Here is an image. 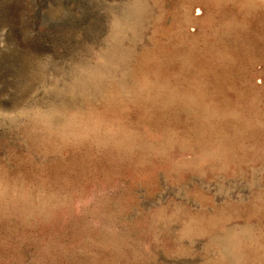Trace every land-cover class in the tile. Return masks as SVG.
<instances>
[{"label": "rangeland", "instance_id": "374dc122", "mask_svg": "<svg viewBox=\"0 0 264 264\" xmlns=\"http://www.w3.org/2000/svg\"><path fill=\"white\" fill-rule=\"evenodd\" d=\"M263 12L0 0V264H264Z\"/></svg>", "mask_w": 264, "mask_h": 264}, {"label": "bare ground", "instance_id": "6f19581e", "mask_svg": "<svg viewBox=\"0 0 264 264\" xmlns=\"http://www.w3.org/2000/svg\"><path fill=\"white\" fill-rule=\"evenodd\" d=\"M239 2H240V1H239ZM256 2H257V1H256ZM256 2H255V3H256ZM255 3H254V4H255ZM237 6H238V4H237ZM232 8H233V7H232ZM238 8L240 9V7H238ZM260 11H261V10H260ZM231 12H232V11H231ZM238 12H239V11H238ZM233 13H234V12H233ZM263 13H264V12H263ZM238 15H239V14H238ZM231 16H232V15H231ZM229 18H230V17H229ZM186 19H187V18H186ZM245 21H246V20H245ZM235 24H236V23H235ZM220 25H221V24H220ZM232 25H233V24H232ZM235 27H236V26H235ZM229 28H230V27H229ZM245 28H246V27H245ZM209 30H210V29H209ZM255 30H256V28H255ZM262 31H263V30H262ZM236 32H237V31H236ZM174 33H175V32H174ZM237 33H239V32H237ZM243 33H244V32H243ZM255 33H256V32H255ZM169 34H170V33H169ZM239 34H240V33H239ZM258 34H259V33H258ZM240 37H241V36H240ZM247 38H248V37H247ZM213 39H214V38H213ZM233 39H234V38H233ZM234 40H235V39H234ZM242 40H243V39H242ZM250 42H251V41H250ZM240 43H241V42H240ZM240 43H239V44H240ZM244 43H245V42H244ZM236 44H237V43H236ZM248 45H249V44H248ZM263 46H264V45H263ZM251 47H252V46H251ZM259 47H260V46H259ZM217 48H218V47H217ZM252 48H253V47H252ZM256 48H258V47H256ZM240 49H241V48H240ZM242 49H243V48H242ZM244 49H245V48H244ZM244 49H243V50H244ZM249 49H250V48H249ZM262 49H263V48H262ZM247 51H248V50H247ZM246 54H247V53H246ZM227 55H228V54H227ZM255 55H256V54H255ZM249 56H250V55H249ZM245 59H246V58H245ZM232 65H233V64H232ZM193 74H194V73H193ZM190 76H191V75H190ZM193 76H194V75H193ZM198 76H199V75H198ZM203 77H204V76H203ZM188 79H189V78H188ZM196 79H197V78H196ZM191 80H192V79H191ZM191 80H190V81H191ZM192 81H193V80H192ZM195 81L197 82V80H195ZM201 83H202V82H201ZM201 83H200V84H201ZM200 84H199V85H200ZM204 88H205V87H204ZM250 88H251V87H250ZM209 89H210V88H209ZM206 90H207V89H206ZM204 91H205V90H204ZM209 91H210V90H209ZM213 91H214V90H213ZM213 91H212V92H213ZM202 92H203V91H202ZM241 93H242V91H241ZM207 94H208V93H207ZM212 94H213V93H212ZM206 97H207V95H206ZM208 97H209V96H208ZM238 97H239V96H238ZM252 97H253V96H252ZM244 100H245V99H244ZM226 105H227V104H226ZM214 108H215V107H214Z\"/></svg>", "mask_w": 264, "mask_h": 264}]
</instances>
